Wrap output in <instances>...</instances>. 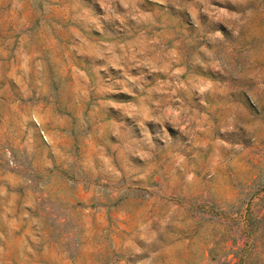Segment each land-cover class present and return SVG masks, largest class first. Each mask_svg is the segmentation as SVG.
I'll return each mask as SVG.
<instances>
[{
    "label": "rangeland",
    "instance_id": "1",
    "mask_svg": "<svg viewBox=\"0 0 264 264\" xmlns=\"http://www.w3.org/2000/svg\"><path fill=\"white\" fill-rule=\"evenodd\" d=\"M0 264H264V0H0Z\"/></svg>",
    "mask_w": 264,
    "mask_h": 264
}]
</instances>
